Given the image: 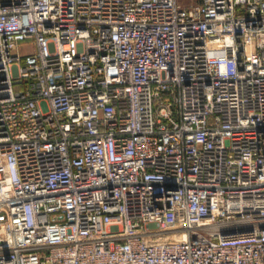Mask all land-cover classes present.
I'll use <instances>...</instances> for the list:
<instances>
[{"label":"built area","instance_id":"obj_1","mask_svg":"<svg viewBox=\"0 0 264 264\" xmlns=\"http://www.w3.org/2000/svg\"><path fill=\"white\" fill-rule=\"evenodd\" d=\"M0 264H264V0H0Z\"/></svg>","mask_w":264,"mask_h":264},{"label":"rangeland","instance_id":"obj_2","mask_svg":"<svg viewBox=\"0 0 264 264\" xmlns=\"http://www.w3.org/2000/svg\"><path fill=\"white\" fill-rule=\"evenodd\" d=\"M34 45L33 43L29 42V43H26L25 45H23L20 49V53L25 55L27 53H32L34 52Z\"/></svg>","mask_w":264,"mask_h":264}]
</instances>
